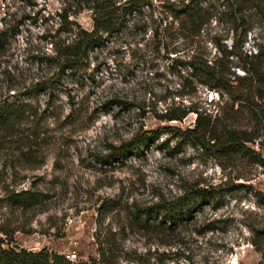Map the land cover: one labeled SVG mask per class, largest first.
I'll use <instances>...</instances> for the list:
<instances>
[{
  "label": "rangeland",
  "instance_id": "374dc122",
  "mask_svg": "<svg viewBox=\"0 0 264 264\" xmlns=\"http://www.w3.org/2000/svg\"><path fill=\"white\" fill-rule=\"evenodd\" d=\"M62 6V0H0V30L7 38L0 53V100L22 96L38 79L49 78L51 85L31 98L40 109L51 104L40 124L47 138L40 154L44 162L36 169L17 166V172L32 177L17 187L35 179L40 187L51 186L58 192L49 211L30 216L29 232L17 230L8 241L86 259L96 255L97 207L103 199L148 206L175 200L196 187H217L222 192L218 199L202 201L190 217L175 224L158 217L162 221L152 230L132 227L129 209L109 214L106 224L119 232L125 251L120 264H264L253 243L258 239L256 229L264 227V202L259 196L264 195V167L242 153L221 155L215 147L185 139L175 128L193 127L196 112L181 120L164 118L170 111L181 113L191 103L207 113L224 105L226 100L218 92L191 83L180 60L189 59L195 48L213 59L219 52L217 42L229 44L232 32L225 17L214 18L194 40L173 38L169 42L173 51L152 40L151 28L145 34L123 30L95 47L82 70L63 73L45 60L52 53L51 40L63 34L57 14ZM75 19L91 27L89 11ZM252 20L256 38H248L247 50L257 43L264 45V18ZM230 106L220 110L216 128L255 133L254 142L247 144L264 153V118L256 125L249 112L233 117ZM150 130L153 137L138 152L130 151L111 163L105 159L113 146ZM6 146L0 153V192L15 185L6 156L16 161L21 155L18 143ZM1 222L0 217V226ZM52 222L63 227V236L43 232Z\"/></svg>",
  "mask_w": 264,
  "mask_h": 264
},
{
  "label": "trees",
  "instance_id": "16d2710c",
  "mask_svg": "<svg viewBox=\"0 0 264 264\" xmlns=\"http://www.w3.org/2000/svg\"><path fill=\"white\" fill-rule=\"evenodd\" d=\"M62 3L57 14L63 34L57 40H51L52 53L45 60L63 73L82 70L95 47L123 30L145 34L151 28L152 40L163 43L167 51H173L176 50L174 47L169 48L173 38L194 40L206 32L205 29L214 18L221 19L224 16L232 32L230 43L224 42L221 46L217 42L219 52L213 59L206 52L195 48L189 59L180 60L190 73L191 83L218 92L226 100L224 105H216V113H207L191 103L181 113L170 111L164 118L181 120L188 113L196 112L193 127L185 130L175 128L185 139L201 147H215L221 155L242 153L264 167V153L247 144L254 142L255 133L227 126L218 129L215 124L220 110H225L228 104L234 111L233 117L236 113L244 116V113L249 112L251 121L256 125L264 118V45L254 44L253 50L245 47L249 37L256 38L252 36V18H264V0H62ZM83 11L91 14L90 28H85L75 19ZM6 44L7 38L4 31L0 30V53L5 50ZM236 68L242 69L243 73L236 72ZM50 87L49 78L38 79L24 89L22 96L13 95L15 98L0 100V153L8 149L7 142L13 141L19 144L21 150V155H15L17 162L6 156V164L10 161L14 169L15 185H6L0 192V231L3 234L0 236V264H120L125 251L117 237L119 232L113 230L109 223L106 224L109 214L129 209L132 227L152 230L158 221H162L158 217L175 224L177 219L190 217L193 209L200 206L202 201L218 199L222 194L217 187H196L175 200L148 206H127L120 198L103 199L97 207L94 233L96 255L86 259L71 258L46 247L30 250L12 244L7 238H12L17 230L29 232L26 223L30 216L49 211L58 198L54 187H40L35 179L30 180L28 186L17 187L23 180L32 178L17 172V166L36 169L44 162L40 160V154L47 138L43 137L40 124L45 118L43 113L51 104L40 109L31 98L34 99ZM153 132H141L128 143L113 146L105 159L111 163L130 151L138 152L141 144L153 137ZM259 196L264 202V195L261 193ZM52 223L43 232L63 236V227ZM256 230L258 239L253 243L264 259V227Z\"/></svg>",
  "mask_w": 264,
  "mask_h": 264
},
{
  "label": "built area",
  "instance_id": "2783aa9c",
  "mask_svg": "<svg viewBox=\"0 0 264 264\" xmlns=\"http://www.w3.org/2000/svg\"><path fill=\"white\" fill-rule=\"evenodd\" d=\"M67 256H69V257H71V258H74V257L70 256L69 254H67Z\"/></svg>",
  "mask_w": 264,
  "mask_h": 264
}]
</instances>
